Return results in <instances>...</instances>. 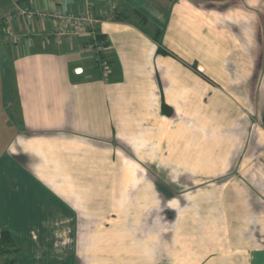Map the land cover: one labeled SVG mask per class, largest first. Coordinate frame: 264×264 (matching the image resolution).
I'll list each match as a JSON object with an SVG mask.
<instances>
[{"label": "crops", "instance_id": "obj_1", "mask_svg": "<svg viewBox=\"0 0 264 264\" xmlns=\"http://www.w3.org/2000/svg\"><path fill=\"white\" fill-rule=\"evenodd\" d=\"M15 1L91 9L107 79L93 35L56 43L50 20L3 25ZM132 176L141 208L148 178L171 213L164 229L148 221L152 247L126 243L137 229L115 216ZM178 184L185 202L162 205ZM3 229L16 264H264V0H0Z\"/></svg>", "mask_w": 264, "mask_h": 264}, {"label": "built area", "instance_id": "obj_2", "mask_svg": "<svg viewBox=\"0 0 264 264\" xmlns=\"http://www.w3.org/2000/svg\"><path fill=\"white\" fill-rule=\"evenodd\" d=\"M20 19L28 23H33L36 20L41 22L46 20L52 21L54 24L52 35L56 43H61L63 39H71L74 36L84 37L93 35L89 41L94 40L96 34L95 26L99 23V20L93 16L91 9L75 15L71 12H65L58 7L51 10H35L31 6L20 5L18 1H15L13 11L3 18L2 23L7 26L13 21ZM5 32V40L7 42L15 40L16 36L10 28L6 27ZM88 47L94 57V61L98 64L101 78L107 79L110 74V68L107 61L100 58L103 55L104 46L102 44L97 45L94 42L89 44Z\"/></svg>", "mask_w": 264, "mask_h": 264}, {"label": "rangeland", "instance_id": "obj_3", "mask_svg": "<svg viewBox=\"0 0 264 264\" xmlns=\"http://www.w3.org/2000/svg\"><path fill=\"white\" fill-rule=\"evenodd\" d=\"M129 19L132 20L133 22L138 23L139 25H143L140 22V19L136 16H134L133 14L130 15L129 14ZM148 27L147 29H145L149 34H153L152 31L153 29L151 28L152 26H150V23H147ZM133 181V183H128V185H126L125 189V196L127 198V200H130L131 203H125L127 205V207L124 209H121L120 206H117V208L115 207V216H120L122 214H124V216H130V222L131 224L128 225L130 226L132 229L136 228L137 231L134 229L133 232L130 233V236H132V238H130L126 243H132L133 246L138 245L139 243L140 246H145V247H152L153 246V242L155 239V234L153 233V223H149L150 221H153V216H160L162 215V219H163V229L164 227H167V225L169 226V221L167 217H170L171 213L170 210L168 208H164L162 209V211H160L159 207H156L155 205H157L158 201L157 199L152 196V192L149 189L148 186V178H147V182L145 184V188L146 191L144 192L145 196L144 199L145 201L143 203H145V207L141 208V204H137V203H141L139 202V199H142V196H133V195H141L142 192V188L143 186H141V177H135L132 176L130 177ZM151 177H149L150 179ZM140 180V181H139ZM158 187V185L156 186ZM163 187V186H162ZM185 185L184 184H178L177 189L176 190H169L166 189L165 187H163V192H161V198H162V205H169V203H184L185 202ZM197 187V186H195ZM169 188V186H168ZM197 194V193H195ZM128 196V197H127ZM130 196V197H129ZM140 197V198H137ZM125 198V199H126ZM171 199H174L173 201H171ZM179 201V202H178ZM146 217L145 220V224L144 223H134V221H138V219H140V217ZM133 217V218H132ZM149 221V222H148ZM167 222V223H165ZM146 227V231L145 233L140 232V229ZM128 235V234H127ZM126 235V236H127ZM125 236V237H126ZM164 237V234H163ZM163 246H164V239H163ZM4 259V258H1ZM0 264H1V260H0Z\"/></svg>", "mask_w": 264, "mask_h": 264}, {"label": "trees", "instance_id": "obj_4", "mask_svg": "<svg viewBox=\"0 0 264 264\" xmlns=\"http://www.w3.org/2000/svg\"><path fill=\"white\" fill-rule=\"evenodd\" d=\"M133 15L138 17L142 24H144V25L147 24V20H146L145 16H143L139 12L134 11ZM95 32H96L95 38H94V40H91L89 42V44H92V43L95 42L97 45L102 44L105 47L106 46V42H105V39H104V35L98 33L97 31H95ZM145 33L148 36H150L151 39L154 40L155 43H157V45H158V48H157L158 53H161V54H164V55L165 54H170L168 51H166L162 47V42L161 41H162L163 31H161L160 29H156V30H154L152 32L153 34H149L147 31ZM100 58L101 59L102 58L105 59V57L103 55ZM107 63H108V61H107ZM95 64H96V67L98 68V64L96 62H95ZM19 250H20V248L13 242V240L11 239V237L8 234V231L3 229L0 232V256L5 258L3 264H16V258L15 257L13 258L12 256H14L16 253H18Z\"/></svg>", "mask_w": 264, "mask_h": 264}]
</instances>
